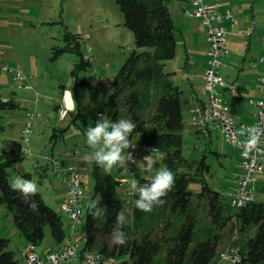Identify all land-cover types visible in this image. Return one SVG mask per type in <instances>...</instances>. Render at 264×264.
Segmentation results:
<instances>
[{"label": "rangeland", "instance_id": "374dc122", "mask_svg": "<svg viewBox=\"0 0 264 264\" xmlns=\"http://www.w3.org/2000/svg\"><path fill=\"white\" fill-rule=\"evenodd\" d=\"M181 1L186 2L167 0V6L173 9ZM238 3L243 5L242 10L248 20L254 17L257 24L264 20V0H240ZM188 7H191L189 0ZM251 9L255 16H252ZM257 37V34L253 35V44L257 42ZM225 38L227 54L222 57L219 72L223 80L229 82L232 70L228 63V34H225ZM76 41L79 42L80 53L76 50ZM133 50L140 52L149 48L135 46L133 33L125 26L124 15L115 0H0V58L9 68L18 69L24 75L23 80H16L11 73L0 72V102L3 103L0 105V153L4 149H14L22 156L20 162L7 168L8 182L10 184L17 175L34 180L44 203L59 212L65 234L61 242H56L51 237L50 226H44L42 241L35 245L43 259L59 243L70 241L68 237L74 229L75 233L71 238L73 242L81 248L85 245L82 224L91 209V203L97 199L93 195L94 159L91 156L92 150L85 142V133L94 125L98 113L106 116L105 101L110 93L113 77ZM178 54L176 60L181 61L183 50L180 47ZM256 58L250 62V66L257 63ZM81 60H90L91 65L86 69H77L74 76L72 71ZM173 60L166 61V71L172 72L175 69ZM239 70L240 64L236 63L233 70L235 76ZM171 77H174V73ZM173 79L182 86L179 79ZM63 87L70 90L74 105L76 103L85 116L86 124L80 118L72 121L76 109L71 110L65 118H59L56 105L62 99ZM220 90L223 97L224 87L220 86ZM202 96L206 101L207 96ZM3 97L9 99L2 100ZM244 99L251 105L249 99L252 98L245 96ZM9 100L14 105H10ZM181 108L184 123L183 155L195 159L204 155L205 163L209 165V172L205 174L208 186L221 194L224 203L230 204L229 192L235 186V176L241 172L240 148L233 145L219 128L211 129L208 136L196 134L183 102ZM27 112L33 114V126L26 142L22 130ZM233 119L238 137H244L246 133L240 126L241 122L250 124L253 120L250 122L236 116ZM53 134L57 136L54 137ZM163 155L160 151L154 157L157 160L156 167L165 166ZM48 157L72 164L81 178L83 209L80 221L74 228L66 214L58 210L62 196L59 190L63 180L54 172ZM142 157L140 152L138 164ZM132 169L138 170L142 175H151L144 168L134 165L129 168L116 167L110 173L101 168L112 176L127 175V171ZM188 188L192 192H198L200 182L191 180ZM118 194L122 200L127 199L121 186H118ZM255 196L257 201L264 202V189L256 191ZM129 208L127 204L123 213H128ZM0 235L9 239L7 249L23 264L20 251L24 250L28 242L20 235L12 210L1 201ZM216 258L214 256L209 264H215Z\"/></svg>", "mask_w": 264, "mask_h": 264}, {"label": "trees", "instance_id": "16d2710c", "mask_svg": "<svg viewBox=\"0 0 264 264\" xmlns=\"http://www.w3.org/2000/svg\"><path fill=\"white\" fill-rule=\"evenodd\" d=\"M115 1L124 15L125 26L133 33L135 46L149 50H133L119 67L105 101L106 116L113 121L134 120L137 127L130 139L158 147L164 154L165 167L174 172L176 179L162 206L142 212L134 207V196L131 201L120 198L117 178L103 172L93 162V195L97 197L94 201L106 206V211L94 216L95 209L91 207L86 214L82 224L83 249L113 258L111 264H209L214 256L217 264L223 249H236L237 260L223 264H264V202L254 200L241 207L224 203L221 194L207 184L205 174L209 172V165L204 155L195 159L182 153L183 90L171 78L173 72L165 70L166 61L173 59L176 53V27L167 0ZM187 8L190 7L184 8V13ZM75 46L80 53L78 41ZM90 65V60H81L73 75L76 76L77 69ZM60 106L56 105V109ZM74 109L72 121L80 118L86 124L76 103ZM70 112L68 110L67 115ZM21 160L22 156L14 149L1 151L0 201L12 210L14 223L28 243L35 246L42 241L45 225L50 226L51 237L61 242L65 234L59 212L46 205L39 192L31 197L38 208L30 210L21 195L9 186L7 168ZM127 172L119 177L141 183L149 177L133 169ZM191 180L200 182L198 192L188 188ZM127 204L130 208L125 215L134 220L123 229L127 242L118 245L112 239L115 218ZM8 245L9 239L0 235V264H22L7 249Z\"/></svg>", "mask_w": 264, "mask_h": 264}, {"label": "built area", "instance_id": "2783aa9c", "mask_svg": "<svg viewBox=\"0 0 264 264\" xmlns=\"http://www.w3.org/2000/svg\"><path fill=\"white\" fill-rule=\"evenodd\" d=\"M191 7L185 10V13L195 16L200 20L208 41V59L207 65L202 73L201 91L207 96V100L202 107H194L191 111L194 115V124L198 128H204L209 122L220 128L227 136L229 141L240 148L241 172L236 176L234 188L229 192L230 205L234 207L245 206L247 203L255 200L256 183L259 176L264 173V98L250 99L249 103L256 109L253 113V122L250 124H240L245 130L246 135L242 138L238 137V131L234 125V119L228 113V107L221 99L217 86L223 84L219 68L222 64V57L227 54L225 49L226 38L225 30L221 23L224 18H230L232 22L235 18L226 10L222 14L219 10V4L210 0H189ZM264 45V40L262 42ZM259 62L264 63V56L258 58ZM0 72H8L13 75L16 80H23L24 75L18 70H12L0 58ZM259 82L264 89V72L259 78ZM232 87V86H229ZM59 118L63 119L67 116L68 108L63 100V104L58 109ZM27 120L22 130L23 139L28 141V134L33 126V114L27 112ZM135 143V142H134ZM137 147L133 151V155L138 158L140 152L142 155L150 154L148 149L156 148L158 151L153 153L155 157L159 153V148L155 145H146L136 143ZM52 162L54 172L65 182V194L59 203L58 210L66 214L70 220L71 227L80 221L83 204L81 197L83 195V186L79 173L75 167L65 161L58 160L55 157H48ZM124 193L127 195L126 201H131L129 195V187L126 185L131 181L125 177L117 178ZM75 229L72 230L70 241L51 249L47 252L46 258L43 259L36 251L35 246L28 243L20 255L23 264H111L113 258H107L98 251L86 250L81 248L79 244L74 243L71 239ZM237 250H222L219 253V261L217 264L235 262L237 260Z\"/></svg>", "mask_w": 264, "mask_h": 264}, {"label": "crops", "instance_id": "0c3cea01", "mask_svg": "<svg viewBox=\"0 0 264 264\" xmlns=\"http://www.w3.org/2000/svg\"><path fill=\"white\" fill-rule=\"evenodd\" d=\"M210 1L219 4V10L222 14H224L225 11L228 10L235 18L234 22H232L230 18H224L221 23L223 29L224 30L226 29L227 31L225 32V34H228V46L230 49V56L228 57V63L231 64L230 69L232 70V76H231L232 79L229 82L228 81L225 82L223 80V84L218 86L220 95H221L220 86H223L225 90L223 97L222 96L221 97L223 98L225 104L227 105L228 113L231 115V117L233 118V116H236L239 117L240 119H245L251 122L253 120V113L255 111V107L253 105H248L247 104L248 102H246L244 98L245 96H249L252 99L264 98L263 85L259 82V78L261 77L262 72L264 71V63L258 61L259 57L264 56V45L262 44L264 40V20L259 21L258 24L256 23V20H254V17L251 18L252 21L248 20V16H244L245 11L242 10L243 5L238 3L240 2V0H236V1L210 0ZM186 7H188V0H186V2H182V1L177 2L173 6V9L172 7H168L169 13L176 27V31H175L176 53L173 58L174 60L172 61L173 63L172 65L174 66L175 69L172 71L174 73V77L171 78L179 79L178 81L181 82L182 86L178 84L177 85L181 89L184 88L182 89L183 90L182 102L186 105V109L189 114V122L193 125V128L195 129V133L199 135L201 134L203 136H208V133L209 132L211 133V129H215L218 127H216L214 125V122L212 121L209 122L204 128L202 129L198 128L193 122L195 114L191 111L192 108L202 107V104L205 103V100L202 96L205 94L202 93L201 86H202V73L207 65V59H208V54H207L208 45L206 40V33L197 17L190 16L184 13L183 10ZM250 12H252L253 14L252 16L256 15L255 12L252 11V9L250 10ZM255 34H257L258 37H257V42L253 44L252 38L253 35ZM240 38H244V39H240ZM178 47H180V49L183 50V56L181 61L176 60V58L178 59V55H179ZM255 56H257V58ZM255 58L257 63L254 65L252 64L250 66L249 65L250 62L255 60ZM236 63L240 64V70L236 73L235 76L233 70ZM220 75L222 76L221 73ZM174 83L176 82L174 81ZM67 92L70 95L71 103H72L71 106L67 105V108L69 111L74 110V101L71 92L66 88H64L62 99L61 101H59V104L60 105L63 104V100L66 99ZM7 98L9 99V97H3L2 100H5ZM181 112H182V108H181ZM263 147H264V142H263ZM133 171L140 173L138 170L135 169H133ZM119 176H123V175L117 174L115 175V178H118ZM65 187H66L65 182L63 181L60 190L58 189L60 194H62V196H64L65 194ZM263 189H264V173L259 176V179L256 183L257 192H260ZM63 242L59 243L57 246L53 247L52 249L57 248L67 243L68 241H65L64 243Z\"/></svg>", "mask_w": 264, "mask_h": 264}, {"label": "clouds", "instance_id": "9594fccd", "mask_svg": "<svg viewBox=\"0 0 264 264\" xmlns=\"http://www.w3.org/2000/svg\"><path fill=\"white\" fill-rule=\"evenodd\" d=\"M137 124L130 118H120L113 121L110 117L103 113H98L93 126H90L86 133V144L92 150L91 156L94 162L110 173L113 168L130 166H139L151 173L141 183L135 179L129 182V195L134 196V207L142 212H151L154 206H162L166 201L165 197L175 186L174 172L165 167H156L157 160L153 153L158 151L156 148L148 149L150 154L144 155L139 159L133 155V151L137 145L130 136L136 129ZM11 190L18 192L23 198L30 210L35 211L38 204L31 197L35 196L39 187L34 180L26 179L22 175L15 176L10 181ZM90 207L95 211L94 216L101 215L106 211V206H100L99 201H93ZM134 217L129 218L123 212L116 215L114 235L112 239L115 244L123 245L127 242V235L123 231L125 226L133 223ZM112 231V233H113Z\"/></svg>", "mask_w": 264, "mask_h": 264}, {"label": "bare ground", "instance_id": "6f19581e", "mask_svg": "<svg viewBox=\"0 0 264 264\" xmlns=\"http://www.w3.org/2000/svg\"><path fill=\"white\" fill-rule=\"evenodd\" d=\"M65 100H66L67 105H68V106H71V104H72V103H71V98H70V95H69L68 92L66 93V99H65Z\"/></svg>", "mask_w": 264, "mask_h": 264}]
</instances>
